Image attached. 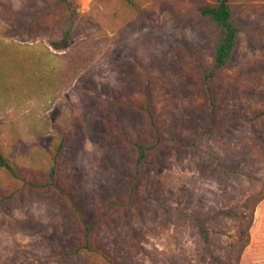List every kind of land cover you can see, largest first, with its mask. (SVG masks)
Masks as SVG:
<instances>
[{"label":"rangeland","instance_id":"obj_1","mask_svg":"<svg viewBox=\"0 0 264 264\" xmlns=\"http://www.w3.org/2000/svg\"><path fill=\"white\" fill-rule=\"evenodd\" d=\"M208 2L0 0V264H264V0L234 4L202 136ZM135 140L159 142L139 171Z\"/></svg>","mask_w":264,"mask_h":264},{"label":"trees","instance_id":"obj_2","mask_svg":"<svg viewBox=\"0 0 264 264\" xmlns=\"http://www.w3.org/2000/svg\"><path fill=\"white\" fill-rule=\"evenodd\" d=\"M127 1L132 5V0ZM250 1L255 0H210V2L204 4L199 11L200 15L214 26L216 32L212 61L210 65L202 72L200 79L201 87L206 94L210 106L207 116V128L203 131L202 136L210 134L214 124V112L217 109V100L213 89V82L218 77L219 73L224 68H226L231 61L237 46L240 32L242 30L241 23L235 18L234 15V4L236 2ZM67 7L68 12L62 18L64 29L62 32L61 43L57 44L56 47H65L67 44H69L74 33L75 20L68 4ZM262 114H264V112H260L257 116ZM158 143L159 142L146 143L139 140L132 141V145L135 149V163L137 171H139V168L144 163L148 154L158 145ZM60 148L61 147H58L56 150V153L53 157V164L47 171V181L42 186L58 187L55 163L60 152ZM0 170L9 177L20 178V174L15 163L3 153H0ZM76 210L80 215H84V212L79 208ZM221 213L227 214L229 216L233 215L232 211H221ZM84 216L83 223L85 245L83 247L86 248L90 242V234L97 228L98 221L90 218L87 215ZM195 219L198 221L199 232L202 238L204 241L208 242L209 237L207 229L204 227V224L200 218L196 217Z\"/></svg>","mask_w":264,"mask_h":264},{"label":"built area","instance_id":"obj_3","mask_svg":"<svg viewBox=\"0 0 264 264\" xmlns=\"http://www.w3.org/2000/svg\"><path fill=\"white\" fill-rule=\"evenodd\" d=\"M81 3H83V1H81Z\"/></svg>","mask_w":264,"mask_h":264}]
</instances>
